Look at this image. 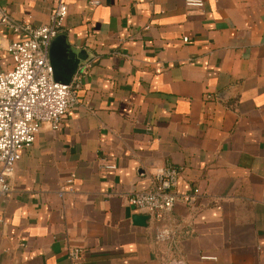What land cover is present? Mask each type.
<instances>
[{
  "label": "crops",
  "instance_id": "1",
  "mask_svg": "<svg viewBox=\"0 0 264 264\" xmlns=\"http://www.w3.org/2000/svg\"><path fill=\"white\" fill-rule=\"evenodd\" d=\"M57 1L0 6L39 27ZM64 2L60 35L87 57L79 103L57 132L42 126L9 179L0 264H73V248L79 264H264V0ZM0 37L2 73L23 33ZM166 165L181 169L180 195L202 194L174 206V241L157 243L160 225L136 224L146 214L129 198Z\"/></svg>",
  "mask_w": 264,
  "mask_h": 264
},
{
  "label": "built area",
  "instance_id": "2",
  "mask_svg": "<svg viewBox=\"0 0 264 264\" xmlns=\"http://www.w3.org/2000/svg\"><path fill=\"white\" fill-rule=\"evenodd\" d=\"M185 5L203 9L204 0H185ZM68 15V5L64 0H58L52 8L50 24L33 27L16 23L0 6V31L5 27L11 32L23 33L22 38L7 46L11 68L0 73V199L11 194L9 179L15 174L23 152L36 142L42 126L49 125L53 132H57L79 103L78 82H57L50 59L51 45L64 29ZM184 42L187 43L188 38ZM103 168L115 170L116 165L104 164ZM180 178V168L166 165L154 174L149 191L134 193L129 198L130 205L160 225L155 236L157 243L174 241V229L167 223L174 206L180 201L192 202L202 194L199 188H195L192 194L180 195ZM74 181V175L67 179L60 189L61 198L66 194L67 186L71 187ZM83 252L80 248L69 250L73 264L80 263ZM168 264L185 262L174 259Z\"/></svg>",
  "mask_w": 264,
  "mask_h": 264
},
{
  "label": "water",
  "instance_id": "3",
  "mask_svg": "<svg viewBox=\"0 0 264 264\" xmlns=\"http://www.w3.org/2000/svg\"><path fill=\"white\" fill-rule=\"evenodd\" d=\"M50 59L54 68V75L57 82L70 84L82 61L87 57L82 53H77L68 44L66 36L59 35L52 43L50 48ZM149 217L147 215H135L136 224L146 226Z\"/></svg>",
  "mask_w": 264,
  "mask_h": 264
}]
</instances>
